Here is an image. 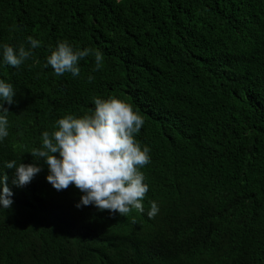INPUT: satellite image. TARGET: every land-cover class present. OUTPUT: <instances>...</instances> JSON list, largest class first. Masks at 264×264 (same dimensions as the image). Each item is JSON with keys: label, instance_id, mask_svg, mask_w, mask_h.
Segmentation results:
<instances>
[{"label": "trees", "instance_id": "obj_1", "mask_svg": "<svg viewBox=\"0 0 264 264\" xmlns=\"http://www.w3.org/2000/svg\"><path fill=\"white\" fill-rule=\"evenodd\" d=\"M28 36L33 56L0 68L17 90L0 162L32 163L57 118L112 95L144 116L149 188L143 213L109 215L77 209L80 191L54 189L42 160L23 186L5 168L0 264H264V0H0V42ZM61 40L100 49L101 68L44 67Z\"/></svg>", "mask_w": 264, "mask_h": 264}, {"label": "clouds", "instance_id": "obj_2", "mask_svg": "<svg viewBox=\"0 0 264 264\" xmlns=\"http://www.w3.org/2000/svg\"><path fill=\"white\" fill-rule=\"evenodd\" d=\"M28 47L23 44L14 47L0 42V68H16L33 56V49L41 42L28 36ZM45 57L44 67H51L57 76L70 73L76 77L80 74L78 61L93 56L99 70L104 61L100 49L90 47L74 48L67 40H61ZM38 62V61H36ZM89 81L94 80L90 73ZM17 90L11 82L0 79V141L9 135L8 108L5 103H15ZM93 108L83 115L65 114L55 120L54 126L40 134V143L33 146L29 153L33 162L24 164L16 159L0 162V209H8L12 203V192L6 181L4 169H14L12 184L23 186L41 171L37 161L47 165L45 179L57 191L70 184L81 193L74 205L93 206L98 212L107 210L109 215H127L133 209L145 211L143 199L149 185L141 170L150 163V147L142 144L137 134L144 125V116L134 109L126 99L109 95L92 97ZM56 154V155H53ZM146 215L154 217L159 207L155 200L149 201Z\"/></svg>", "mask_w": 264, "mask_h": 264}]
</instances>
